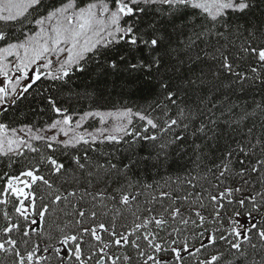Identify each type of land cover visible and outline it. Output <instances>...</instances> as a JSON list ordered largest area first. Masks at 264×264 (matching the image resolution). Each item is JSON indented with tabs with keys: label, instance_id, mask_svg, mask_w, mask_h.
I'll use <instances>...</instances> for the list:
<instances>
[{
	"label": "snow or ice",
	"instance_id": "6c2138e0",
	"mask_svg": "<svg viewBox=\"0 0 264 264\" xmlns=\"http://www.w3.org/2000/svg\"><path fill=\"white\" fill-rule=\"evenodd\" d=\"M0 264H264V0H0Z\"/></svg>",
	"mask_w": 264,
	"mask_h": 264
},
{
	"label": "trees",
	"instance_id": "16d2710c",
	"mask_svg": "<svg viewBox=\"0 0 264 264\" xmlns=\"http://www.w3.org/2000/svg\"><path fill=\"white\" fill-rule=\"evenodd\" d=\"M138 100H139V93H136L135 95H133L132 99L129 100L128 99V92L126 90L125 94H124V97H123V100L121 99L120 96L114 95V96L111 97V100L109 101V105L111 104V102L135 103V102H138Z\"/></svg>",
	"mask_w": 264,
	"mask_h": 264
}]
</instances>
